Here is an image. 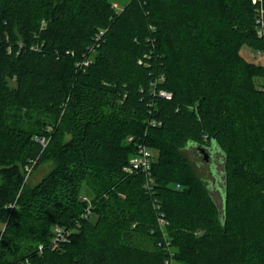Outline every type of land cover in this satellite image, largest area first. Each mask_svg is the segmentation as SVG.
Segmentation results:
<instances>
[{"label":"trees","instance_id":"16d2710c","mask_svg":"<svg viewBox=\"0 0 264 264\" xmlns=\"http://www.w3.org/2000/svg\"><path fill=\"white\" fill-rule=\"evenodd\" d=\"M255 17L253 0H129L119 11L110 0H0V264H164L173 251L184 264H264V64L242 54L264 50ZM141 144L157 151L151 191L124 171ZM214 144L207 169L218 191L223 156L224 204L185 153ZM49 160L30 184L27 168ZM78 223L53 250L52 225Z\"/></svg>","mask_w":264,"mask_h":264},{"label":"built area","instance_id":"2783aa9c","mask_svg":"<svg viewBox=\"0 0 264 264\" xmlns=\"http://www.w3.org/2000/svg\"><path fill=\"white\" fill-rule=\"evenodd\" d=\"M255 3V23H256V31L259 38L264 40V0H253ZM113 7L119 11V6L117 3H113ZM101 31L100 34H102ZM91 58H85L82 62L83 66H88L91 63ZM163 79V78H162ZM156 83V82H154ZM153 94L162 97L165 99H172L173 93L157 86L154 84ZM153 124H157L155 120L152 121ZM132 140V137L129 138ZM46 138L42 137L40 139L41 143L45 144ZM154 161V152L153 149L148 147L145 144L139 145L137 152L131 157L129 163L124 166V171L127 173H136L142 172L146 176V189L151 191L153 189L154 178L152 174V165ZM28 172L30 173L31 169L27 168ZM83 200L88 202V205L85 211L82 214V218H88L93 213V203L92 199L89 196H83ZM157 206V205H156ZM161 225L163 226L165 221L163 218L160 219ZM79 223L76 227H65V226H56L53 228V237L51 239V248L58 249L62 243L68 242L73 234L79 228ZM44 249V245L39 247V251L42 253ZM164 264H174L173 254L166 258Z\"/></svg>","mask_w":264,"mask_h":264},{"label":"rangeland","instance_id":"374dc122","mask_svg":"<svg viewBox=\"0 0 264 264\" xmlns=\"http://www.w3.org/2000/svg\"><path fill=\"white\" fill-rule=\"evenodd\" d=\"M110 1L112 3H117L118 6H119V9L122 10L123 7L128 3L129 0H110ZM242 54L247 59H249L250 61H254V62L258 63V64H264V50H261V49H253V48H250L249 46H244L242 48ZM255 81L259 85H264V78H256ZM40 117L41 118H45L47 120L48 119H52L49 116H46L44 114L40 115ZM34 119L32 121H34ZM50 128H51V125H50ZM70 137H71L70 135H66V139L67 140L70 139ZM36 138H38V140L40 141V139L42 137L37 136ZM47 143H48V139L46 140L45 144L42 143V146L45 147L47 145ZM153 152H154V156L156 158L157 151L153 150ZM185 153H186V155L188 157H190L192 159V164H193L194 168H196V170H198V172L200 173V175H203L207 179L208 184H209V187H210V190H211L212 194L214 195L215 199L217 200V202L219 204L222 203L221 200H220L219 192L215 188V184H214L213 177H212V175H210V173L208 172V169H207V167L205 165V161L199 155L196 154V150L194 149V147L192 149H190V148L189 149H186L185 150ZM222 157L223 156H221V159H220L219 164H218V168H219V171H220V175H217V176L219 178L218 180L221 181V183L219 184V187L222 185L223 178H224L223 173H222V170H223V158ZM54 166H55V161L54 160H49V161H47L45 163H42L33 172L30 171V173L27 174V180H28V182L30 184L37 183L40 179H42L44 176H46L54 168ZM216 174H217V171L215 170L214 171V176ZM2 180H3V178H2V175L0 174V182H2ZM82 195L83 196L84 195L85 196H89L90 194L87 193L86 190L84 189ZM93 218H96V215H94ZM56 226H58V224L52 225V227H51L52 230ZM72 236H71V238H72ZM71 238H70V240H71ZM134 241H135V243H138L139 244L140 241H141L140 240V236H136ZM41 245H43V244H40L39 247ZM173 254H174V251H173ZM174 264H184V263L183 262H180V261H177V260H174Z\"/></svg>","mask_w":264,"mask_h":264},{"label":"water","instance_id":"95a60500","mask_svg":"<svg viewBox=\"0 0 264 264\" xmlns=\"http://www.w3.org/2000/svg\"><path fill=\"white\" fill-rule=\"evenodd\" d=\"M197 151H198V153L200 155H202V157L205 160H209V158L211 156L213 157L215 154L220 153L221 152V148L218 145L214 144V145H212L210 147V150H206V148H204V147H199ZM225 185H226V182H225V179L223 178L222 185L219 187V190H218L219 191V195H220V200H221V202L223 204H224V199H225ZM221 215H222V213H221Z\"/></svg>","mask_w":264,"mask_h":264},{"label":"flooded vegetation","instance_id":"af4514ba","mask_svg":"<svg viewBox=\"0 0 264 264\" xmlns=\"http://www.w3.org/2000/svg\"><path fill=\"white\" fill-rule=\"evenodd\" d=\"M196 154H199V153L196 152ZM199 156L202 157V155H200V154H199ZM217 156H218V154H215L213 157L211 156L210 160H208V161L206 160V163H205L206 167H208V168L213 167V163L216 161ZM202 159H203V157H202ZM214 167H215V165H214Z\"/></svg>","mask_w":264,"mask_h":264}]
</instances>
